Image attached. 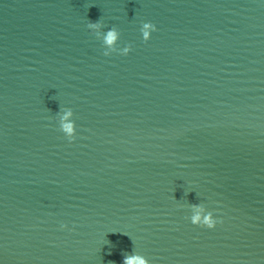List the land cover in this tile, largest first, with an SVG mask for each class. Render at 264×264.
Returning <instances> with one entry per match:
<instances>
[{"label":"water","instance_id":"1","mask_svg":"<svg viewBox=\"0 0 264 264\" xmlns=\"http://www.w3.org/2000/svg\"><path fill=\"white\" fill-rule=\"evenodd\" d=\"M198 201L213 228L187 219ZM131 251L264 264V0H0V264Z\"/></svg>","mask_w":264,"mask_h":264},{"label":"clouds","instance_id":"2","mask_svg":"<svg viewBox=\"0 0 264 264\" xmlns=\"http://www.w3.org/2000/svg\"><path fill=\"white\" fill-rule=\"evenodd\" d=\"M87 28L93 33V35L100 39L102 45V52L104 55H108L112 52H118L120 54H127L131 45L127 42L120 45V33L115 26H109L103 31L102 22L97 20H88L86 24ZM156 25L150 20H142L139 24V32L142 40H147L150 37L152 31H154ZM73 111L71 107L64 106L59 108L55 112V119L57 120L60 131L68 140L73 139L75 132V122L72 119ZM187 219L196 225H202L207 228H213L220 220L219 216L213 213L216 209L207 208L202 202L188 203ZM60 228L65 227L64 223L59 224ZM114 264V262H112ZM121 264H149L148 259L137 251L125 252L121 258Z\"/></svg>","mask_w":264,"mask_h":264}]
</instances>
